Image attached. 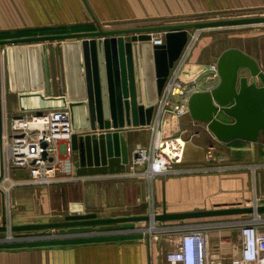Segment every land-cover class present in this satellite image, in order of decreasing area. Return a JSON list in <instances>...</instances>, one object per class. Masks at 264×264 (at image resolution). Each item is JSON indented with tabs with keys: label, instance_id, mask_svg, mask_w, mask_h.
<instances>
[{
	"label": "water",
	"instance_id": "obj_1",
	"mask_svg": "<svg viewBox=\"0 0 264 264\" xmlns=\"http://www.w3.org/2000/svg\"><path fill=\"white\" fill-rule=\"evenodd\" d=\"M264 22V14L188 22H165L105 29L0 38L6 46L8 82L21 97H36L45 104L23 105L22 111L66 107L70 111L74 173L97 175L128 169L131 140L128 130L151 121L154 105L167 76L180 56L189 29ZM166 30L164 42L153 44L150 32ZM56 41L62 53L64 94L45 95L39 62L47 57L48 42ZM219 79L210 89L193 92L189 113L222 142L243 139L264 142V70L257 59L237 46L218 55ZM209 85V84H208ZM203 84V87H206ZM0 80V138L2 137ZM21 99V98H20ZM123 126L117 132L92 133L90 129ZM90 128V129H87ZM84 129L83 133H77ZM127 129V130H126ZM264 213V203L233 204L185 211L163 207L149 214L100 217L97 212L70 210L48 222L6 225L0 218V248L102 242L143 238L139 221L155 224L169 219ZM11 230L15 237L5 238Z\"/></svg>",
	"mask_w": 264,
	"mask_h": 264
},
{
	"label": "crops",
	"instance_id": "obj_2",
	"mask_svg": "<svg viewBox=\"0 0 264 264\" xmlns=\"http://www.w3.org/2000/svg\"><path fill=\"white\" fill-rule=\"evenodd\" d=\"M11 7L12 11L16 7L20 10V14L11 15L9 18V24L16 27H4L0 30L34 28L31 35H36L47 33L46 30L37 29L41 27L54 28L52 33H65L93 30L98 26L108 29L206 18L241 17L250 14L249 12L253 14L264 11V0H12ZM257 24L260 26L261 23ZM262 27L254 34L245 35L249 37H241L243 45L234 46L255 57L264 70V25ZM207 32H211L210 29ZM254 37L256 39H252ZM209 42L210 36L208 41L196 45L190 60H213L201 59ZM46 44L47 57L42 59L38 66L45 82L43 92L45 95L64 94L66 80L59 44L56 41ZM5 49L6 46L0 49L4 126L13 115L22 112L21 104L46 103L33 96L22 99L20 93L11 91ZM181 126L188 128L190 132L199 131L200 134L191 139L187 134L183 160L176 164L179 171L155 176L153 187L157 212H161L163 207L166 211L173 212L244 204L252 200L255 194L260 202L264 203V167H257L254 171L247 166L239 169L204 170L216 165L218 161L244 165L264 163V153L259 149L264 148V142H249L243 139L222 142L190 113L181 117ZM126 132L131 140L130 148L137 143H149L150 133L145 129L135 128ZM1 144L0 138V171ZM208 144L215 145L216 154L220 155L218 157L222 160L205 159L204 150ZM74 158L72 152L71 161H74ZM72 166L75 171L74 162ZM14 174L26 176L27 173L15 168ZM74 175L76 177L73 179L57 183L16 186L11 194L12 224L48 222L54 215H64L70 210L97 212L100 217L149 213V205L144 199V179L108 177L107 174L83 177L75 173ZM4 208V195L0 191V218ZM262 215L264 216V213ZM239 216L241 215L158 221L157 229H167L161 231L158 239L145 235L143 238L114 241L0 248V264H168L165 254L175 247L177 240V234L173 235L169 231L174 225L199 220L209 222L207 220L211 219L232 222ZM147 222L139 221L136 225L147 226ZM261 228L264 230V225ZM209 242L212 258L217 262L227 263L240 254L241 237L233 227L225 225L210 229Z\"/></svg>",
	"mask_w": 264,
	"mask_h": 264
},
{
	"label": "built area",
	"instance_id": "obj_3",
	"mask_svg": "<svg viewBox=\"0 0 264 264\" xmlns=\"http://www.w3.org/2000/svg\"><path fill=\"white\" fill-rule=\"evenodd\" d=\"M212 19V18H210ZM201 20H208L201 19ZM264 23V22H263ZM262 24V23H261ZM216 26H201L189 29V36L178 57L173 70L163 84L154 112L149 123L137 128L150 133L149 143L131 148V159L128 169L116 173H107L108 177L142 178L146 183L145 201L149 205L151 217L157 213L154 198V178L161 173L179 171L176 164L183 160L187 134L191 139L199 135V131L190 132L181 126V117L189 113L188 99L195 92L210 89L214 81L219 79L216 59L207 62H193L191 52L203 33ZM166 30L150 32L153 44L164 42ZM206 84V87H203ZM209 84V85H208ZM4 126V125H3ZM123 126L110 124L108 127L90 129L92 133L120 132ZM84 130L76 131L83 133ZM72 128L70 111L66 107L48 108L42 110L22 111L13 115L2 128L1 137V171L0 191L4 195V212L6 225L12 224L13 189L21 184L37 185L67 181L74 175L71 154ZM216 154L214 144H208L204 150L206 160H222ZM142 166L143 168H139ZM264 167V163H226L216 162L205 171L211 169H239ZM15 168L26 172V176H15ZM84 175H79L83 177ZM261 203L255 194L254 198L244 204L257 205ZM263 213L243 214L232 220H207L209 222L193 221L178 223L171 231L177 234L175 247L165 254L168 264H264V225ZM227 225L237 229L241 237L240 254L227 263L217 262L212 258L209 242V231ZM136 228L153 239L161 236L157 223ZM15 237L9 230L5 238Z\"/></svg>",
	"mask_w": 264,
	"mask_h": 264
},
{
	"label": "rangeland",
	"instance_id": "obj_4",
	"mask_svg": "<svg viewBox=\"0 0 264 264\" xmlns=\"http://www.w3.org/2000/svg\"><path fill=\"white\" fill-rule=\"evenodd\" d=\"M9 3H10V5H9ZM9 3H7V0H5V1L0 0V28H4V27L14 28V27H16V26H11L9 24V18L11 17V15L20 14V10L18 11L16 9L18 7H16V8H14L15 10L12 11L11 10V9H13L11 7L12 0H9ZM15 3L17 4V2H15ZM249 13L250 14L245 15V16L261 15V14H264V11H257L256 13H253V14H251L252 12H249ZM235 17H240V16H235ZM214 19H218V18H214ZM260 23H263V22H260ZM237 25H246V26L243 27V26H237ZM237 25L216 26V28L210 30L211 32L203 33L199 39L200 41H198L196 45L199 46L200 44L204 43V41H206V40L208 41L209 36H210V42L206 46V49L203 51L201 59H206V60L213 59L214 60V59H217L218 55L225 48L230 47V46H234L237 44L243 45L241 42L242 41L241 37H249V36H245V35H251V34H254L256 31L261 30V28H263L262 25H264V24H259L260 26H258L257 23L237 24ZM50 29L53 30L52 28H50ZM46 30H48V29H46ZM50 33H52V32L47 31V33H41V34H50ZM241 34H244V36H240ZM23 36H25V35H23ZM248 39H251V38H248ZM252 39H256V38L254 37ZM263 44H264V42H263ZM4 46L5 45H2L1 47H4ZM195 47H194L193 51L191 52L190 59H191L192 53L195 50ZM263 48H264V46H263ZM263 56H264V51H263ZM261 143H263V142H261ZM259 149L262 150L261 153H264L263 147H261ZM233 160H236V159L233 158ZM245 162L246 161H244V163ZM246 163H248V162H246ZM147 225L149 226L148 222H147Z\"/></svg>",
	"mask_w": 264,
	"mask_h": 264
},
{
	"label": "trees",
	"instance_id": "obj_5",
	"mask_svg": "<svg viewBox=\"0 0 264 264\" xmlns=\"http://www.w3.org/2000/svg\"><path fill=\"white\" fill-rule=\"evenodd\" d=\"M51 27H41V28H37L38 30H50ZM54 29V28H52ZM34 30V28H21V29H8V30H0V38H7V37H16V36H23V35H31L33 34L32 31ZM46 30V31H48Z\"/></svg>",
	"mask_w": 264,
	"mask_h": 264
}]
</instances>
